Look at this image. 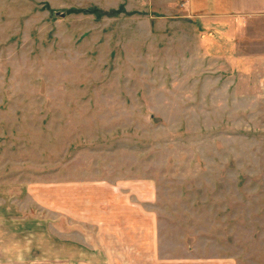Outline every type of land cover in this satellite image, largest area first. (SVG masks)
I'll return each instance as SVG.
<instances>
[{
    "label": "rangeland",
    "instance_id": "1",
    "mask_svg": "<svg viewBox=\"0 0 264 264\" xmlns=\"http://www.w3.org/2000/svg\"><path fill=\"white\" fill-rule=\"evenodd\" d=\"M0 264H264V17L0 0Z\"/></svg>",
    "mask_w": 264,
    "mask_h": 264
},
{
    "label": "crops",
    "instance_id": "2",
    "mask_svg": "<svg viewBox=\"0 0 264 264\" xmlns=\"http://www.w3.org/2000/svg\"><path fill=\"white\" fill-rule=\"evenodd\" d=\"M187 4L201 14L264 17V0H187Z\"/></svg>",
    "mask_w": 264,
    "mask_h": 264
}]
</instances>
